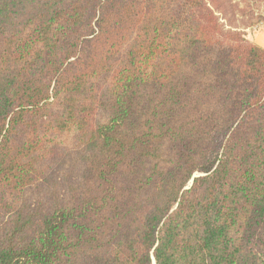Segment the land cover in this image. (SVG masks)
<instances>
[{"label": "trees", "instance_id": "1", "mask_svg": "<svg viewBox=\"0 0 264 264\" xmlns=\"http://www.w3.org/2000/svg\"><path fill=\"white\" fill-rule=\"evenodd\" d=\"M226 4L0 0V264H264V48Z\"/></svg>", "mask_w": 264, "mask_h": 264}, {"label": "rangeland", "instance_id": "2", "mask_svg": "<svg viewBox=\"0 0 264 264\" xmlns=\"http://www.w3.org/2000/svg\"><path fill=\"white\" fill-rule=\"evenodd\" d=\"M225 1L223 10H216L220 21L228 29L242 32L250 43L264 48V0Z\"/></svg>", "mask_w": 264, "mask_h": 264}]
</instances>
